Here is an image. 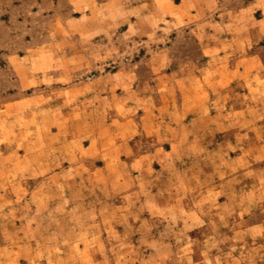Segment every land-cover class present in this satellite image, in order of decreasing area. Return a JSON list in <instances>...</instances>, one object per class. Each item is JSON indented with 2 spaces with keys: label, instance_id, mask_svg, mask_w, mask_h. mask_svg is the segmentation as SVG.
Instances as JSON below:
<instances>
[{
  "label": "rangeland",
  "instance_id": "obj_1",
  "mask_svg": "<svg viewBox=\"0 0 264 264\" xmlns=\"http://www.w3.org/2000/svg\"><path fill=\"white\" fill-rule=\"evenodd\" d=\"M0 264H264V0H0Z\"/></svg>",
  "mask_w": 264,
  "mask_h": 264
}]
</instances>
